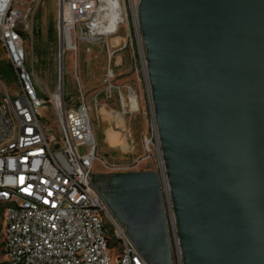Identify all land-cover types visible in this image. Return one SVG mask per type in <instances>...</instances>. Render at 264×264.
Returning a JSON list of instances; mask_svg holds the SVG:
<instances>
[{"label":"water","instance_id":"water-1","mask_svg":"<svg viewBox=\"0 0 264 264\" xmlns=\"http://www.w3.org/2000/svg\"><path fill=\"white\" fill-rule=\"evenodd\" d=\"M135 22L182 264H264V0H138ZM92 184L146 264H173L155 170Z\"/></svg>","mask_w":264,"mask_h":264},{"label":"built area","instance_id":"built-area-1","mask_svg":"<svg viewBox=\"0 0 264 264\" xmlns=\"http://www.w3.org/2000/svg\"><path fill=\"white\" fill-rule=\"evenodd\" d=\"M54 1L57 74L54 91L46 99L37 96L33 74L24 65L23 36L31 30L29 22L37 1L0 0V45L18 86L13 94L2 84L0 87L4 264H146L93 187L95 163L105 172L155 170L171 260L173 264H182L147 86L150 125L141 136L142 156L125 163L107 161L96 154L90 106L84 100L77 76L76 100L65 101L63 95L64 51L75 54L80 44L88 51L89 46L98 43L108 49L107 40L116 35L121 25L126 26L128 19L134 24L138 0ZM107 54L109 57L111 52L108 50ZM112 77L108 68L102 81L103 90L114 89ZM128 92L135 100L134 92ZM117 94L121 104V94ZM92 101L96 105V94ZM46 105L54 113L56 132L40 118V110ZM132 111H137L136 100ZM141 162L144 164L139 165Z\"/></svg>","mask_w":264,"mask_h":264},{"label":"rangeland","instance_id":"rangeland-1","mask_svg":"<svg viewBox=\"0 0 264 264\" xmlns=\"http://www.w3.org/2000/svg\"><path fill=\"white\" fill-rule=\"evenodd\" d=\"M29 0H22L27 3ZM36 7L31 15L29 22L30 32L23 36V47L26 51L24 65L32 72L36 82L37 96L47 97L54 91L57 58L56 40L54 32L55 23V1L36 0ZM37 26L38 35H35L34 28ZM126 33L129 34L126 38ZM116 36L119 38L108 41V49L105 44L98 43L89 46V52L85 51L84 46L78 47L75 54L66 50L61 57V74L63 95L65 101H75L77 97L75 76L78 78L79 85L84 95V100L89 103V117L96 141V154L107 161L118 160L127 162L130 155L133 159L142 156L141 136L150 125V115L147 105L146 83L144 81V70L141 66L139 53V43L135 35L134 24L128 19V23L119 27ZM114 37V36H113ZM118 41L117 45H114ZM126 42L124 47L122 43ZM111 54L108 57L107 51ZM110 69L112 72L111 85L114 89L103 90V77ZM84 79L87 81L83 82ZM1 84L9 94L18 91V86L9 70L4 50L0 45V87ZM132 90L135 94L137 111H132L128 104L127 94ZM117 92L121 94L122 103L118 98ZM96 94V105L92 98ZM119 114L123 123L119 125L111 112ZM42 118L48 128L56 132L54 124V113L49 105L40 110ZM120 126L115 129L113 124ZM109 132L108 137L115 142L109 145L104 133ZM112 132V133H111ZM112 136V137H111ZM125 139L127 146L120 148L119 141ZM126 151V152H123ZM144 162L139 163V165ZM94 173L105 172L95 163ZM4 260L2 252V210L0 206V262Z\"/></svg>","mask_w":264,"mask_h":264},{"label":"bare ground","instance_id":"bare-ground-1","mask_svg":"<svg viewBox=\"0 0 264 264\" xmlns=\"http://www.w3.org/2000/svg\"><path fill=\"white\" fill-rule=\"evenodd\" d=\"M134 25H136V22H135V21H134ZM137 40H138V37H137ZM138 43H139V40H138ZM141 65H142V69L144 70V64H143V62H142V59H141ZM143 74H144V73H143ZM127 99H128V104H129V106H130L131 108H133L135 100H134V98H133V95H132L130 92H128V94H127ZM111 113H112V115H113V117H114V120H115L119 125H121V124L123 123V119H122V117H121L119 114H117L116 111H115V112H111ZM119 141H120V144H121L120 148H125V147L127 146L125 139H121V138L119 137Z\"/></svg>","mask_w":264,"mask_h":264},{"label":"crops","instance_id":"crops-1","mask_svg":"<svg viewBox=\"0 0 264 264\" xmlns=\"http://www.w3.org/2000/svg\"><path fill=\"white\" fill-rule=\"evenodd\" d=\"M115 38H119V36H116V35H115L114 37L112 36V37L110 38V42H111L112 39H115ZM116 41H117V40H116ZM117 44H118V41H117L116 43H114V45H117ZM81 45H82V44H80L79 46H81ZM91 47H92V46H91ZM86 52L88 53L89 50L86 51ZM83 82L86 83L87 81L84 79ZM113 126H114L115 129H118V130H119V127H117L115 124H113ZM111 133H112V132H111ZM110 135L113 136L114 134H110V133L107 132V131L104 133L105 139L107 140V142L109 143V145L113 146V145L115 144V142L111 141V140L108 138V137H110ZM112 136H111V137H112ZM123 152H126V151H123ZM130 157H132V156L130 155ZM130 157H129V159H130Z\"/></svg>","mask_w":264,"mask_h":264},{"label":"trees","instance_id":"trees-1","mask_svg":"<svg viewBox=\"0 0 264 264\" xmlns=\"http://www.w3.org/2000/svg\"><path fill=\"white\" fill-rule=\"evenodd\" d=\"M35 30H34V33L35 35H38V30H37V26L33 27ZM9 66V65H8ZM9 70H10V67H9ZM11 71V70H10ZM3 252V251H2ZM0 264H4V260L0 262Z\"/></svg>","mask_w":264,"mask_h":264}]
</instances>
